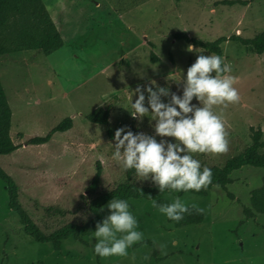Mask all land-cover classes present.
Here are the masks:
<instances>
[{
    "label": "rangeland",
    "instance_id": "rangeland-1",
    "mask_svg": "<svg viewBox=\"0 0 264 264\" xmlns=\"http://www.w3.org/2000/svg\"><path fill=\"white\" fill-rule=\"evenodd\" d=\"M44 2L65 44L49 55L38 49L0 55V79L12 108L11 136L22 145L1 154L0 165L19 184L20 200L33 219L52 232L92 216L82 195L97 161L103 166L100 191L126 180L122 163L112 157L114 130L128 125L133 131H153L150 115L138 121L128 112L136 85L154 80L179 94L183 74L198 52L216 54L175 33L204 41L233 34L252 38L264 30V0ZM223 49L231 71L220 77H234L240 99L214 106L224 121L228 146L219 153H194L205 165H224L241 152L251 142V127L264 131V53L231 39ZM100 106L111 109L108 124L87 119ZM67 116L73 118L72 128L53 133L42 144L28 142L48 134ZM231 176L233 182L203 194L170 190L165 195L171 202L179 197L202 208L205 218L199 223L177 226L150 199H129L143 239L126 256L108 257L93 252V233L83 240L70 236L59 248L35 241L10 208L7 183L0 178V264H264V214L244 213L251 207L252 190L263 184L264 166L245 164ZM132 179L152 184L135 174ZM50 206L64 213L47 210ZM104 210L108 214L107 204Z\"/></svg>",
    "mask_w": 264,
    "mask_h": 264
},
{
    "label": "clouds",
    "instance_id": "clouds-1",
    "mask_svg": "<svg viewBox=\"0 0 264 264\" xmlns=\"http://www.w3.org/2000/svg\"><path fill=\"white\" fill-rule=\"evenodd\" d=\"M188 50L192 51V46ZM198 53L183 74L179 94L154 80L133 89L136 98H131L128 112L138 121L150 115L151 134L133 131L128 125L113 133L112 157L124 170H134L139 180H150L159 192L207 188L212 170L202 167L193 154L227 150L224 121L214 106L238 102L239 92L233 76L219 75L231 71L221 55ZM194 98L198 103H192ZM151 204L173 221L181 220L189 210L179 197L166 204L151 200ZM107 208L108 214L95 224L93 252L100 257L126 256L128 248L144 234L138 230L127 199L112 197Z\"/></svg>",
    "mask_w": 264,
    "mask_h": 264
},
{
    "label": "trees",
    "instance_id": "trees-1",
    "mask_svg": "<svg viewBox=\"0 0 264 264\" xmlns=\"http://www.w3.org/2000/svg\"><path fill=\"white\" fill-rule=\"evenodd\" d=\"M176 38H181L187 42L217 55L224 56L223 43L227 40H236L244 44L250 51L257 54L264 53V30L258 32L252 38H244L239 34L231 36H220L215 40H201L197 37H191L187 32L175 33ZM65 44L64 37L51 16L44 0H0V55L18 53L23 50L38 49L49 55ZM221 73L219 75H224ZM110 107L100 106L87 114V119L99 123L108 124L110 121ZM74 125L73 118L67 116L59 122L48 134L31 137L28 142L31 144H42L49 141L53 133L57 131H66ZM12 129V108L8 97L4 91L0 79V155L8 154L18 149L21 144L13 141L11 136ZM263 130L251 127V142L245 148L230 157L224 165H205L212 170V181L207 188H201L198 192L206 193L215 185L225 187L233 182L231 173L233 170L242 167L245 164L254 166H264V139ZM127 178L119 183L115 188L106 191H100L99 185L103 173V166L100 161L96 164V173L87 186V193L83 198H87L89 209L92 216L84 223L69 222L52 232H46L33 219L27 208L20 200V186L15 178L0 165V178L7 183L9 194V206L20 216V221L25 226L26 232L39 242H50L55 248H59L62 241L73 236L75 239L83 240L84 237L95 230L97 221L102 220L107 213L104 206L112 198L124 199H150L156 200L158 204L170 203L165 195L170 190L159 192L153 184H139L133 181L134 170H127ZM89 196V197H88ZM47 210H52L60 214L64 213L60 207L50 206ZM202 210V211H201ZM244 213L247 217H253L256 214H264V179L262 186L253 189L251 193V207H245ZM205 218V212L200 207L189 206V210L183 215V218L174 222L177 226H184L202 222Z\"/></svg>",
    "mask_w": 264,
    "mask_h": 264
}]
</instances>
